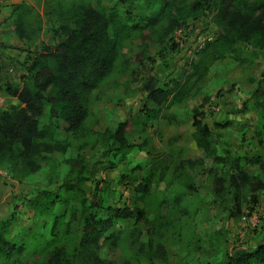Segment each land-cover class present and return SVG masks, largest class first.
<instances>
[{
  "label": "rangeland",
  "instance_id": "374dc122",
  "mask_svg": "<svg viewBox=\"0 0 264 264\" xmlns=\"http://www.w3.org/2000/svg\"><path fill=\"white\" fill-rule=\"evenodd\" d=\"M70 1L0 0V106L17 102L6 83L21 84L28 55L53 45L59 8ZM85 1L133 18L118 27L114 64L87 94L83 131L61 130L67 149L47 153L21 178L18 167L0 164V219L13 215L12 233L29 227L48 235L51 221L43 225L28 199L42 190L63 191L67 159L77 157L84 193L113 205H131L133 186L150 174L147 218L130 240L101 236L102 258L113 264H241L243 253L264 244V48L235 39L232 48L216 47L225 49L221 35L230 17H244L256 0H225L224 15L218 0ZM160 6L165 15L154 20ZM153 87L163 94L149 99ZM194 115L210 129L207 147L197 143ZM125 119L124 135L134 146L119 151L112 135ZM173 196L180 197L174 208ZM55 210L81 231L76 204ZM114 225L132 228L127 219Z\"/></svg>",
  "mask_w": 264,
  "mask_h": 264
},
{
  "label": "trees",
  "instance_id": "16d2710c",
  "mask_svg": "<svg viewBox=\"0 0 264 264\" xmlns=\"http://www.w3.org/2000/svg\"><path fill=\"white\" fill-rule=\"evenodd\" d=\"M218 1L219 12L224 15L227 3ZM204 2L208 0H197L195 5ZM248 6L250 13L244 17H230L227 31L221 35L226 40L225 49L216 47V50L232 48L233 39L251 48H264V0ZM163 8L160 6L154 20L165 15ZM59 9L57 23L52 28L56 41L28 55L22 83H6V89L16 96L17 102L0 106V164L8 163L12 169L18 167V178L37 170L47 153L67 149L70 143L67 136H61L62 129L68 135L83 131L88 115L87 94L102 82L114 64L118 27L127 26L133 18L128 12L119 17L114 8L100 11L85 0H72ZM255 10H259L258 15L253 14ZM24 22V17L19 16L17 24L21 29ZM232 23L236 28L231 30L228 25ZM162 94L160 88L153 87L147 97L154 99ZM193 124L197 143L207 147L210 129L197 115ZM126 125V119L120 121L112 135L114 148L119 151L134 146L124 135ZM77 159H67L70 168L61 183L63 191L42 190L28 199L35 214L45 219L43 225L51 221L48 235L29 227L12 233L13 215L0 219V264H113L100 256V237L104 235V240L112 242L120 237L132 239L139 223L148 216L150 174L142 176L133 186L131 205H113L97 197L89 199L84 193L82 163ZM179 200V196H173L171 206H177ZM63 203L76 204V223L81 231L73 229V221L65 217L64 211L55 210ZM117 219L129 220L132 228H116ZM238 260L241 264H264V244L243 253Z\"/></svg>",
  "mask_w": 264,
  "mask_h": 264
}]
</instances>
